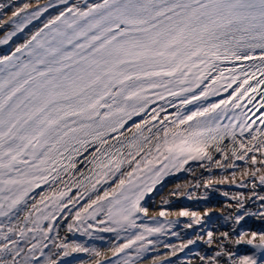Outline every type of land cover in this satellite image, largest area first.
<instances>
[{"label": "snow or ice", "instance_id": "6c2138e0", "mask_svg": "<svg viewBox=\"0 0 264 264\" xmlns=\"http://www.w3.org/2000/svg\"><path fill=\"white\" fill-rule=\"evenodd\" d=\"M34 21L41 26L0 55V264H59L69 249L88 252L59 238L57 218L73 210L83 235L115 234L111 258L96 264H139L160 245L176 255L195 240L177 247L159 239L171 221H137L148 215L145 196L193 163L240 168L238 187L251 185L249 196H232L241 211L225 217L235 238L221 233L251 254L221 243L200 259L264 264V231L241 225L264 219L256 191L264 188V0L26 2L14 7L0 45ZM247 200L259 202L256 212ZM178 215L192 217L189 228L203 222L194 211ZM214 239L208 230L207 243Z\"/></svg>", "mask_w": 264, "mask_h": 264}, {"label": "bare ground", "instance_id": "6f19581e", "mask_svg": "<svg viewBox=\"0 0 264 264\" xmlns=\"http://www.w3.org/2000/svg\"><path fill=\"white\" fill-rule=\"evenodd\" d=\"M47 0H0V3L6 5L5 8L0 9V34L8 30L11 27L9 21L12 19V12L15 6L29 3L32 6L40 4ZM11 5V6H9ZM53 14L55 9L50 10ZM48 14H45V17ZM44 17H42V20ZM41 26L40 21H35L30 27H28L22 35L18 38H14L10 41L9 45H0V55L5 54L9 50V46L15 47L17 44L23 43L28 35L35 30L36 27ZM138 119V118H134ZM131 123V122H129ZM220 159V157H217ZM237 164L241 165L242 162L237 161ZM187 167V166H186ZM193 171H181L172 175L166 176L159 185L149 194L148 198L141 201V204L148 209V215H141L140 220L137 223H143L146 225L154 226L158 221L161 224L165 221H171V227L167 235L159 237L160 240L165 243L176 245L179 247L182 243H186L189 239L195 240V243L188 245L182 251H177L176 255L171 254L170 248H164L162 245L158 246V252L153 254V258L144 259L139 264H158V261H164L165 264H206L205 261L200 259L201 256H212L218 250L223 243L224 248L227 250L238 251L239 254H251L252 249L249 247L246 249H238L233 244L225 240L221 233L228 232L235 238L233 233V221L231 219H225V217H234L241 210L237 208L236 201L232 199V196L243 193L245 197L250 195L251 185L248 188L238 187L241 179V169H221L213 167L209 172L205 169L199 168L193 163ZM236 172V183H232V172ZM225 177L228 178V182L218 183ZM213 181L209 186L205 187L206 182ZM40 190L37 189V192ZM257 192L264 194V188H257ZM224 193H228L225 196ZM189 194L192 198L189 199ZM38 199V198H37ZM167 201V203H165ZM83 203V201H81ZM71 207V206H69ZM259 207V202H253V200H247L245 202V208L250 212H256ZM161 210H166L164 217L159 216ZM180 210H187L190 212H197L203 217L201 224H193L192 227H186V225L192 223V217L179 216ZM209 210L208 216H203L204 212ZM67 211V210H66ZM72 213L59 221V238L65 240L69 244H81L85 248H88V252H71L68 256H60L59 264H94L97 259L106 257L111 253V248L116 242L114 233H101L99 231H93L92 237H88L82 234L83 229L76 230L75 221L73 220ZM155 218V219H153ZM215 218H221L224 223L223 228L219 230H213L212 226ZM73 224L71 231L68 229L69 224ZM47 222H45V225ZM243 229L249 231H264V219H261L255 215H249L245 218V221L241 222ZM211 230L214 234V241L211 245L207 243V231ZM239 226H237V231ZM175 232L178 235L173 236L171 233ZM97 236L105 237L104 241L96 239ZM198 237H203L199 239ZM155 238V237H153ZM122 242V241H121ZM52 245L49 244V248H46L45 253L49 252ZM92 249L100 251L101 256L95 257ZM53 251H57L53 249ZM43 259V257L41 258ZM220 264H229L227 257L220 259Z\"/></svg>", "mask_w": 264, "mask_h": 264}, {"label": "rangeland", "instance_id": "374dc122", "mask_svg": "<svg viewBox=\"0 0 264 264\" xmlns=\"http://www.w3.org/2000/svg\"><path fill=\"white\" fill-rule=\"evenodd\" d=\"M212 226L214 227V231L216 230H219V229H221V228H223V226H224V223L222 222V220H221V218H215V220L213 221V223H212ZM248 252L249 251H251V249L250 250H247Z\"/></svg>", "mask_w": 264, "mask_h": 264}, {"label": "water", "instance_id": "95a60500", "mask_svg": "<svg viewBox=\"0 0 264 264\" xmlns=\"http://www.w3.org/2000/svg\"><path fill=\"white\" fill-rule=\"evenodd\" d=\"M241 246H243V247H249V246H246V245H241ZM241 246H240V247H241Z\"/></svg>", "mask_w": 264, "mask_h": 264}]
</instances>
